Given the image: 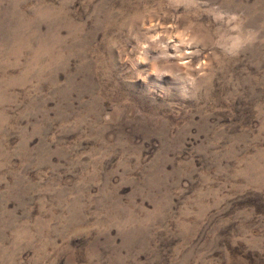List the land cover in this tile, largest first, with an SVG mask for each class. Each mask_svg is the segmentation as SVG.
<instances>
[{
  "label": "rangeland",
  "instance_id": "374dc122",
  "mask_svg": "<svg viewBox=\"0 0 264 264\" xmlns=\"http://www.w3.org/2000/svg\"><path fill=\"white\" fill-rule=\"evenodd\" d=\"M0 264H264V0H0Z\"/></svg>",
  "mask_w": 264,
  "mask_h": 264
}]
</instances>
